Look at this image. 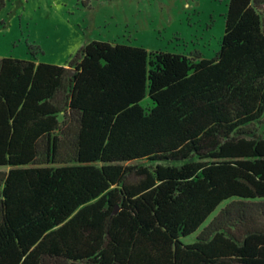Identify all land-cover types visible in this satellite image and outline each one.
<instances>
[{"label": "trees", "instance_id": "trees-1", "mask_svg": "<svg viewBox=\"0 0 264 264\" xmlns=\"http://www.w3.org/2000/svg\"><path fill=\"white\" fill-rule=\"evenodd\" d=\"M263 6L230 0L211 60L1 58L0 264H264Z\"/></svg>", "mask_w": 264, "mask_h": 264}, {"label": "rangeland", "instance_id": "rangeland-1", "mask_svg": "<svg viewBox=\"0 0 264 264\" xmlns=\"http://www.w3.org/2000/svg\"><path fill=\"white\" fill-rule=\"evenodd\" d=\"M229 2L89 0L85 6L79 0H3L0 59L64 66L82 46L101 41L211 60L220 50ZM260 12L264 29V6ZM201 228L182 243H194Z\"/></svg>", "mask_w": 264, "mask_h": 264}, {"label": "water", "instance_id": "water-1", "mask_svg": "<svg viewBox=\"0 0 264 264\" xmlns=\"http://www.w3.org/2000/svg\"><path fill=\"white\" fill-rule=\"evenodd\" d=\"M75 71L74 70H71L70 74L72 75Z\"/></svg>", "mask_w": 264, "mask_h": 264}]
</instances>
